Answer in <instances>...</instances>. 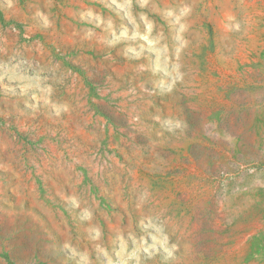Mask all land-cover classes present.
<instances>
[{
  "label": "rangeland",
  "instance_id": "obj_1",
  "mask_svg": "<svg viewBox=\"0 0 264 264\" xmlns=\"http://www.w3.org/2000/svg\"><path fill=\"white\" fill-rule=\"evenodd\" d=\"M0 264H264V0H0Z\"/></svg>",
  "mask_w": 264,
  "mask_h": 264
},
{
  "label": "clouds",
  "instance_id": "obj_2",
  "mask_svg": "<svg viewBox=\"0 0 264 264\" xmlns=\"http://www.w3.org/2000/svg\"><path fill=\"white\" fill-rule=\"evenodd\" d=\"M151 28V26H149V29ZM125 35H126V31H125ZM142 39L144 40H148L147 36L142 37ZM137 55H139V53H137ZM159 67V64L157 65ZM145 251H147V249H145Z\"/></svg>",
  "mask_w": 264,
  "mask_h": 264
}]
</instances>
